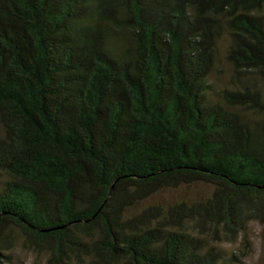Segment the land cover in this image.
Here are the masks:
<instances>
[{
	"label": "trees",
	"instance_id": "1",
	"mask_svg": "<svg viewBox=\"0 0 264 264\" xmlns=\"http://www.w3.org/2000/svg\"><path fill=\"white\" fill-rule=\"evenodd\" d=\"M260 214L264 0H0V264H237Z\"/></svg>",
	"mask_w": 264,
	"mask_h": 264
},
{
	"label": "rangeland",
	"instance_id": "2",
	"mask_svg": "<svg viewBox=\"0 0 264 264\" xmlns=\"http://www.w3.org/2000/svg\"><path fill=\"white\" fill-rule=\"evenodd\" d=\"M230 70L221 49L217 54L216 68L213 71L210 81L215 90L229 87ZM211 91L209 92V94ZM211 187L205 183H192L182 185L175 189H165L155 194L149 202L160 204L173 203L180 200H189L207 196ZM209 241L222 247L227 253H234L239 258L237 264H264V215L260 214L250 219L245 231L235 236L216 233L208 235ZM46 257L43 253L36 252L16 236L10 250L7 252V259L4 264H45Z\"/></svg>",
	"mask_w": 264,
	"mask_h": 264
}]
</instances>
